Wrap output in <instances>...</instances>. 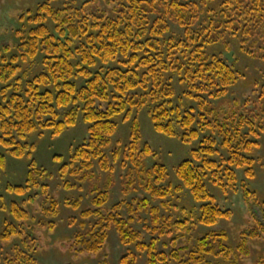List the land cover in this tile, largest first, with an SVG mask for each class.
<instances>
[{"label":"trees","instance_id":"16d2710c","mask_svg":"<svg viewBox=\"0 0 264 264\" xmlns=\"http://www.w3.org/2000/svg\"><path fill=\"white\" fill-rule=\"evenodd\" d=\"M57 1L61 5L53 4ZM79 1L47 0L24 12L21 20L27 23L16 31L18 52L8 55L9 46L0 48V145L11 155L30 160L26 184L9 185L8 191L27 196L40 188L43 214L47 218L60 215L59 199L41 181L51 175L38 167L32 156L34 145L27 139L41 129L59 137L76 126L81 116L88 124L89 137L73 150L68 161L54 157L61 161L59 177L86 180L95 161L109 175L103 189L94 191L91 206L83 209L81 197L63 201L66 207L80 210L83 220L84 230L73 237L77 252H100L115 227L124 245H134L137 252L146 254L147 264H211L209 255L241 264V257L251 254L250 241H264V201L260 202L246 181H241L242 197L258 205L260 215L252 213L254 225L242 233L235 248L228 244V233L220 230L199 236L193 247L177 246L181 237L176 234L170 239L172 250L166 252L159 249L160 240L173 228H186L185 223L165 218L149 198L121 200L109 207L115 166L106 150L119 129L116 119L123 116L131 122L130 141L110 154L114 162L122 157L132 162L124 185L126 194L140 185L153 200L167 206L171 195L187 188L201 203L200 224L213 226L229 218L231 211L219 205L207 181L225 191L238 182L234 168L255 177L250 154L260 146L252 138L264 134V87L249 101L253 107L246 104L242 110L236 101L225 109L214 103L213 99H224L242 75L223 54H212L209 48L223 43L233 50L239 44L254 56L264 50V0ZM171 23L178 25L182 34L173 32ZM40 55L44 70L23 85L20 62L35 61ZM10 89L13 91L8 94ZM146 108L155 131L186 144L198 142L191 156L175 167L181 186L164 185L169 177L164 163L146 167L145 159L156 154L148 143L142 145L139 113ZM4 164L0 153V166ZM74 186L68 181L63 185L66 190ZM124 207L128 217L122 214ZM143 211L151 217L152 226H146L152 235L149 242L132 227L133 222L143 221ZM9 213L13 221L4 222L0 241L9 244L18 238L24 248L13 245L12 253L0 256V264H38L31 249L35 238L25 229L31 218L29 210L12 201ZM88 220L92 222L85 223ZM42 225L52 227L48 221ZM137 261L138 255L129 250L120 264ZM256 264H264V257Z\"/></svg>","mask_w":264,"mask_h":264},{"label":"rangeland","instance_id":"374dc122","mask_svg":"<svg viewBox=\"0 0 264 264\" xmlns=\"http://www.w3.org/2000/svg\"><path fill=\"white\" fill-rule=\"evenodd\" d=\"M45 1L47 0H0V48L9 46L8 55L18 52L17 46L20 43V39L16 35V31L27 23V21L21 20L23 13L28 10H35L40 3ZM79 2L83 3L85 0H80ZM53 4L61 5V2L57 1L53 2ZM171 30L177 34H182L183 32L174 23H171ZM209 52L212 54H223L229 64L234 65L235 69L240 71L242 75L239 83L230 89L224 99H213L212 101L225 109L234 106L236 101L240 102L242 110L246 104H248V107H253V104H250L249 101L257 98L261 88L264 87V50L259 49L258 54L254 56L244 51L239 44H236L233 50H229L226 44L221 43L218 46L209 48ZM42 58L43 55H40L35 61L20 62L21 72L19 75L23 79V85H25L27 79H31L44 70ZM79 84L83 85L84 80H79ZM2 88L3 84L0 83V102L3 100ZM12 91L10 89L8 94H11ZM192 105H195V103L192 102ZM103 107L105 108L106 104ZM139 117L142 124V145L148 143L152 150L156 152L155 155L148 156L145 159L146 167L150 168L157 162L164 163L169 171L168 180L164 185L181 186L182 182L175 174V167L182 160L191 156V150L197 147L198 142L186 144L178 138H171L155 131L147 108L139 113ZM116 121L119 124V129L113 137L111 147L106 150V153L111 158V163L113 162L115 166L108 206L110 207L121 200L131 202L135 198H149L152 205L160 207V213L165 218H168L171 222L178 220L185 223L186 228L181 230L173 228L170 234L160 240L159 249L166 252L172 250L173 245L170 239L176 234L181 237L177 246L193 247L199 236L209 231L220 230H225L228 233V244L235 248L242 233L254 225L252 213L255 212L256 215H260L258 205L249 204L243 199L241 181L248 183V187L256 192L260 202L264 201V134H260L257 138H252L260 143V146L256 147L250 154V157L255 162V177H247L243 169L234 168L238 176V182L234 188L227 186L225 191L214 185L211 180L207 181L208 187L219 205L230 210L231 216L219 220L213 226H206L197 221L201 203L193 199L187 188L176 191L171 195L166 200L167 206L162 205L161 200H153L149 192L140 185H136L135 189H131L129 194L124 192V185L129 181V170L132 167V162L128 159H123V157L114 162L115 159H112V154L110 153L119 147L125 148L129 143L131 122L123 120V116L118 117ZM88 137V124L80 116L78 124L69 128L59 137H53L51 131L41 129L31 134L27 139L29 144L34 145L32 156L36 160L38 167L47 169L51 175L45 180L41 179V181L48 184L52 195L56 196L60 201L61 213L57 218H47L43 214L41 206V203H43L42 189H32L29 194L32 195L30 200H28L29 195L21 196L8 191L7 187L9 185L26 184L30 160L27 156L23 158L15 157L5 147L0 145V153L5 157L4 167L0 166V229H3L5 221H13L9 213V206L12 201H16L30 212L31 218L27 222L25 229L27 233H31L32 237L35 238L31 244V249L38 264H120L121 257L129 250L134 251L138 255L137 264H147L146 254L137 252L134 245H124L115 227L110 229L107 242L98 253H79L73 245L74 235L84 230L83 220L80 217V210L66 207L63 204L64 199L81 197L83 209L91 206L94 191L103 189L109 174L106 171H102L98 162L95 161L94 168L86 172V180H78L70 175L65 180H62L58 172L61 161L58 162L54 157L63 156L64 160L68 161L73 150L77 146L84 144ZM215 159L219 161L220 157L216 156ZM65 181L75 185L73 189L66 190L63 187ZM250 203H253V201ZM122 214L124 217H128V208L124 207ZM141 217L143 221L133 222L132 227L143 234L144 241L149 242L152 235L146 226H152L151 217L147 211L141 212ZM47 221L52 223V227L42 225L43 222ZM90 222L92 220L85 221L87 224ZM15 244L24 248L22 241L18 238L13 239L9 244H3L0 241V256L3 257L5 254L12 253V247ZM250 247L251 254L241 257V264H256L260 258L264 257V241L251 240ZM207 261L211 262V264H231L228 259L211 255L207 256ZM172 264H176V262L172 261Z\"/></svg>","mask_w":264,"mask_h":264}]
</instances>
